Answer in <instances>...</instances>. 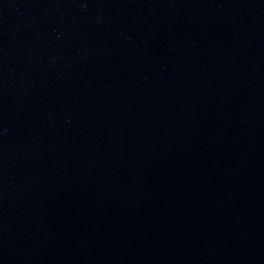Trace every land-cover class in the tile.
Masks as SVG:
<instances>
[{"label": "water", "instance_id": "95a60500", "mask_svg": "<svg viewBox=\"0 0 264 264\" xmlns=\"http://www.w3.org/2000/svg\"><path fill=\"white\" fill-rule=\"evenodd\" d=\"M0 264H264V0H0Z\"/></svg>", "mask_w": 264, "mask_h": 264}]
</instances>
